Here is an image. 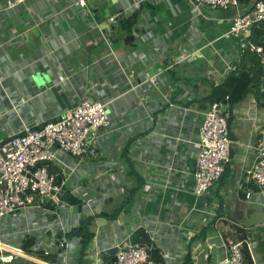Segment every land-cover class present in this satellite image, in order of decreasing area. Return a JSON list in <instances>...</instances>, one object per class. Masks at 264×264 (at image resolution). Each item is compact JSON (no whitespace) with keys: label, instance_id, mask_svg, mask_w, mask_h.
Listing matches in <instances>:
<instances>
[{"label":"crops","instance_id":"1","mask_svg":"<svg viewBox=\"0 0 264 264\" xmlns=\"http://www.w3.org/2000/svg\"><path fill=\"white\" fill-rule=\"evenodd\" d=\"M86 1V9H79L75 0H30L0 13V143L25 127L58 120L83 100L106 104L111 122L100 130L103 138L95 157L80 160L56 149V159L49 164V172L56 168L51 174L68 188L77 183L80 190L99 180L102 210L97 213L99 208L90 201L86 218H81L70 204L58 206L65 210L56 231L51 223L56 215H48L46 225L35 212L24 217L47 228V237L42 233L40 242H34L32 256L50 249L60 231L66 238L92 216L94 246L82 253L81 239L75 237V244L67 240L68 258L56 246L52 251L62 264H93L97 257L92 250L128 242L136 228L159 217L155 243L161 252L179 258L174 264H182L187 252L194 264L224 262V246L217 249L216 263L206 257V240L217 235L232 242H244L240 237L245 235L247 263L264 264V190H257L246 174L264 129V108L256 95L264 91L262 57L246 54L248 41L260 45L253 38L229 35L233 20L251 10L255 0L238 8L203 5L200 10L193 0ZM136 12L140 17L131 33L134 41L127 44L119 27ZM120 14L126 18L117 29H101ZM153 76L159 79L157 88L140 84ZM219 88L223 96L216 102L230 98L231 165L208 192L196 197L192 189L200 127L213 104L209 98ZM133 187L136 191L127 201L120 192ZM249 191L252 197L247 199ZM104 195L114 200L106 204L109 198ZM114 211L120 214L113 220ZM101 218L107 220L105 225L99 224ZM21 219H0V242L4 239L3 244L26 253L30 239L23 243V230L13 228ZM204 220L211 225L205 245L187 249L197 234L188 245L184 232L206 229ZM76 248L80 253L74 256ZM108 255L101 253L104 259ZM0 264L32 262L15 257Z\"/></svg>","mask_w":264,"mask_h":264},{"label":"built area","instance_id":"2","mask_svg":"<svg viewBox=\"0 0 264 264\" xmlns=\"http://www.w3.org/2000/svg\"><path fill=\"white\" fill-rule=\"evenodd\" d=\"M28 1L30 0L0 1V13L15 9ZM193 3L197 10H200L203 5L220 9L240 6V0H193ZM135 5L136 8L141 6L140 3ZM74 6L86 9L87 1L75 0ZM110 21L114 22L115 20L111 18ZM262 23H264V2L257 1L251 10L245 11L233 20L229 35L243 36L248 39L253 36L254 29ZM246 48L247 51L262 57L264 72V46L254 44L250 40ZM145 83L157 88L159 79L157 76H153L140 84ZM229 99L226 97L225 100L211 104L204 114L197 144L198 155L195 160L194 187L192 189L193 195L196 197L208 192L231 165L230 111L226 107ZM110 123L106 104L100 101L83 100L75 109L58 120L45 121L36 128L25 127L22 131L0 143V219L23 213L30 207L46 209L45 205L51 201L59 206L60 201L56 202L55 197L58 194L62 197L66 195L67 184L64 181L57 183V176L51 174L46 165L41 164L56 159V149L80 160L86 157H95L103 138L100 130L108 128ZM257 150L256 160L247 169L246 174L255 182L259 191H263L264 129L261 132ZM75 186L77 188H68V190L72 195L79 197L78 190L81 186L77 183ZM149 188L146 186L145 190L147 191ZM251 197L252 192H247L246 198L250 199ZM83 208L89 211L91 207L89 204H83ZM205 221L203 223L207 225ZM158 223L159 217H156L150 224L136 228L128 242L127 240L120 243L116 241L106 249L92 250L91 253L97 257L93 264H155L151 260V246L140 241H133V236L142 230L149 237L150 242L156 245L155 228ZM95 236L88 246H94ZM163 238L166 237L163 236ZM223 242L227 249V258L220 264H246L244 249L247 246L243 247L241 242L235 243L230 240L223 239ZM69 245L70 243L63 236L54 238L51 245L48 246L50 249L43 250L42 258L26 254L23 249L22 251L13 249L0 242V262H12L15 257H21L35 264H62L61 257H57L52 249L56 246L63 256L68 258L66 250ZM97 245H100L99 242ZM210 248L206 253L207 258L211 257ZM112 249H117V252L110 254L109 251ZM104 252L109 254V258L104 259L101 256V253ZM160 253L164 264H174L179 259L166 251H160ZM44 257H50V260Z\"/></svg>","mask_w":264,"mask_h":264},{"label":"trees","instance_id":"3","mask_svg":"<svg viewBox=\"0 0 264 264\" xmlns=\"http://www.w3.org/2000/svg\"><path fill=\"white\" fill-rule=\"evenodd\" d=\"M245 1L246 0H240V3L241 2H245ZM257 1H263L264 2V0H255L254 3H256ZM139 17H140V12H136L132 16H130L125 22H123L120 25V27H119V29L122 31V34L126 35V39L125 40H126L127 44H133L134 36H132L131 33L133 32L135 26L137 25V23L139 21ZM251 38H253L258 44L264 45V23L260 24L259 27L254 29L253 36H251ZM246 54H253V53H251L250 51H247ZM261 65H262V69H261L262 73H264L263 72V60H261ZM220 90H222V89L219 88V89H216L215 91H213L211 97L209 98V100H211V103H214V102L218 101L221 98V96H223V95H219L218 92ZM256 92H257L256 95H257L258 103H259L261 108H264V91L261 92L260 90H258ZM126 152H127V150L124 151V153H126ZM50 163L51 162H46V163H43L41 165H46L48 167V169H49V167H50L49 164ZM51 173H56V168H53ZM129 175L132 176V174H129ZM56 182L60 183L61 181H59V179L57 178ZM137 185L142 186L143 183H139ZM257 190H259V189L257 188ZM65 191H66V196L63 197V200H64L66 205L70 204L72 206H76V205L82 203L81 199L75 198L72 195H70V190H68L67 185L65 187ZM135 191H136V188H134V187L132 189L131 188H127V190L126 189L121 190L120 194L126 193V196H128L127 201H131V195ZM113 200L114 199L112 197H110L105 202H106V204H108V203L110 204ZM128 203H130V202H128ZM45 207L48 210H53L54 211V210L57 209L58 205H56L55 203L53 204V202L51 201V202L47 203L45 205ZM119 214H120V211H114L113 214H112V219L113 220L116 219L119 216ZM100 215L107 216L108 214L106 212H102ZM91 221H92V216H90L87 219V221L85 222V225L83 226V230L80 233H77L78 228H76L74 231L71 232L75 237L81 239V250H80V252H82V253L84 252V250L86 249V247L88 246L90 241L94 238V235H93L92 231L90 230ZM204 227H207V228L204 229V230L202 229L201 231H199V234L197 233V236H196V237H199L200 239H202L203 241H205L207 239L208 235L211 232V225L210 224L205 225ZM71 233H69V235ZM240 239L242 241H244V242H241L242 246L246 247L247 244H248L246 242V240H247L246 236L244 235V236L240 237ZM133 241H135V242L136 241L137 242L140 241L141 243L150 245L151 246V252H150L151 253V260L155 264H164V259L161 256L160 249L158 248L157 245H154L152 242H150L149 237L146 234H144V232L142 230H139L138 232H136L134 234ZM235 242L237 243L239 241L236 239ZM33 244H34V240L33 239H31L30 241H26L25 242L24 250H25V252L27 254L33 255V253H34L33 250H32ZM38 255H40L39 257L43 258V252L39 253ZM244 256H245V263L248 264L247 263V251H245V249H244ZM44 258L47 259V260H50V257H44ZM32 264H35V263H32ZM182 264H194V262L192 260V254L190 252L186 253V255L183 258Z\"/></svg>","mask_w":264,"mask_h":264},{"label":"rangeland","instance_id":"4","mask_svg":"<svg viewBox=\"0 0 264 264\" xmlns=\"http://www.w3.org/2000/svg\"><path fill=\"white\" fill-rule=\"evenodd\" d=\"M138 39H140V36H137ZM101 143V142H100ZM218 182V181H217ZM101 182L99 180H93L91 182H89V184H87L86 186L84 185V187H82L79 192H78V196L81 199H86V203L89 204L90 201H92L93 206L95 207V209L99 208V210H97V213H99L102 210L101 207V201L99 197L103 195V193L99 191V186H100ZM74 188H77L76 186H74ZM104 197L109 198L107 195H104ZM54 204V202H53ZM58 208V207H57ZM64 208H58L56 210H48L45 208H40V207H36V208H27L25 210V212L23 213H17L15 214V216L18 219H21L20 221H18V223L15 225L13 224V228L14 230H23V235L21 237V241L24 243L25 239H33L35 243H39L40 240L42 239V235L44 234L47 237V228L46 227H41L42 222L38 223L36 221H34L33 219H31L29 221V219H25L24 217L28 216V215H32L34 212L36 213L37 216H42V220L44 221L43 223L46 225L48 222L46 220H49L48 215L49 216H54L56 215V218L53 222V231H56L58 226L57 224L59 223V221L61 222V216H63L64 213ZM106 210V209H104ZM81 216V218H86L87 216V212L85 210V212H83V214H79ZM71 232V231H70ZM43 233V234H42ZM51 235L53 234V232L50 233ZM55 234V233H54ZM66 239L71 242V244H75V236L71 233L69 236L66 237ZM6 240H2V242H4ZM42 245L45 244L44 242L41 243ZM51 243L48 244V246H50ZM205 245L204 241L202 239H200L199 237H196L194 242L192 243L191 246H188L187 249L193 248L194 246H201L203 247ZM17 248H20L19 246H16ZM74 256L78 255L77 253H80L79 250H74Z\"/></svg>","mask_w":264,"mask_h":264},{"label":"water","instance_id":"5","mask_svg":"<svg viewBox=\"0 0 264 264\" xmlns=\"http://www.w3.org/2000/svg\"><path fill=\"white\" fill-rule=\"evenodd\" d=\"M125 18H126L125 14H120L119 16L114 18V20H115L114 22H108V23L102 25L101 29H106V31H109V30H112V29H117L118 28V24L123 22V21H121V19L125 20ZM59 181H61V179H59ZM55 201L56 202L60 201L59 207H63V205H64L63 197L60 194L56 195ZM71 210L73 212H76V213H82L83 212V204H80V205H77V206H73V207H71ZM106 223H107V220L105 218H101L99 220V224L100 225H105ZM83 226H84V222L81 221L80 227L78 228L77 233H80L83 230ZM195 235H196L195 232H192V231L186 232V233H184L182 239L186 242V244L189 245L190 241H191V238L193 236H195ZM62 236H66V235H64L60 231L58 233V237L61 238ZM206 243L208 245H210L209 247H211L210 248L211 256L213 257L214 262L216 263L217 262V252H218L217 249L224 246V242H223L222 236H220V235L213 236V237L209 238L208 240H206ZM116 252H117V249H114V250L112 249V250L109 251L110 254L111 253L115 254ZM113 260L115 261V258Z\"/></svg>","mask_w":264,"mask_h":264},{"label":"clouds","instance_id":"6","mask_svg":"<svg viewBox=\"0 0 264 264\" xmlns=\"http://www.w3.org/2000/svg\"><path fill=\"white\" fill-rule=\"evenodd\" d=\"M255 4V3H254ZM63 203H64V200H63ZM68 206V205H67ZM77 206V205H76ZM80 227V226H79Z\"/></svg>","mask_w":264,"mask_h":264}]
</instances>
